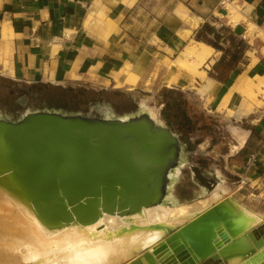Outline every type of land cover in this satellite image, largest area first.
Returning <instances> with one entry per match:
<instances>
[{
	"label": "crops",
	"instance_id": "0c3cea01",
	"mask_svg": "<svg viewBox=\"0 0 264 264\" xmlns=\"http://www.w3.org/2000/svg\"><path fill=\"white\" fill-rule=\"evenodd\" d=\"M229 3L238 8L235 18L221 0H0V103L14 111L13 101L26 98L29 104L31 89L89 84L126 64L135 70H153L159 55L163 62L170 60L165 48L178 53L191 41H203L196 35L207 25L218 32V45L224 50L211 45L214 54L206 68L210 72L205 70L207 79L197 83L194 91L175 83L166 89L163 112L167 120L177 117L182 129L191 114L218 123L245 122L247 140L228 156L224 168L228 184L241 179L239 196L264 215V105L244 115L249 101L233 92L226 107H220L240 76L264 75V0ZM100 17L104 25L99 24ZM253 23L258 30L253 32L252 44L247 32ZM206 35L214 40L213 34ZM236 51L241 56L227 70ZM258 100L264 104V99ZM180 105L183 111L178 110ZM191 106L192 113H187ZM253 154L257 158L250 164ZM251 244L248 248L254 251L244 258L247 261L257 253ZM224 255L220 259L227 262L229 256Z\"/></svg>",
	"mask_w": 264,
	"mask_h": 264
},
{
	"label": "bare ground",
	"instance_id": "6f19581e",
	"mask_svg": "<svg viewBox=\"0 0 264 264\" xmlns=\"http://www.w3.org/2000/svg\"><path fill=\"white\" fill-rule=\"evenodd\" d=\"M228 7L235 18L238 8L231 4ZM91 14L89 12V19H92ZM250 27L252 31L258 30L254 23ZM213 54V47L203 41L186 46L172 61L170 74L174 71L178 74L169 78L167 84L175 83L184 88L188 85V78L191 81L207 79L201 67L212 61ZM127 65L124 80L117 81L115 87L133 86L138 82L141 72L130 74ZM252 89L264 92V82L258 84L240 76L229 88L221 108L231 93ZM153 102L151 95L141 98L138 109L124 115L115 114L110 107L99 110L106 120L133 122L141 125L154 138L164 137L167 128L159 117V106ZM250 113L252 109L246 107L244 114ZM0 118H3L1 113ZM228 132L237 148L244 145L249 134L238 122L231 123ZM198 150L205 151L202 143L198 145ZM170 160L172 165L163 178L161 193H156L148 202L132 207L136 203L135 194L125 195L126 191L117 187L104 188V183L100 182L77 192L74 197L65 194L58 186L60 197L50 210L41 215L36 211L33 194L0 144V264H202L211 254L221 251L229 256L226 264H245L247 260L244 258L254 251L248 248L251 238L255 239L253 231L264 224L263 212L242 203L236 196L237 189L223 180L219 168H216L214 178L207 179L192 166L203 190L192 200L177 201L170 190L178 181L186 162L181 150L172 153ZM112 196H116L115 200L111 199ZM105 198H109L110 204H103ZM211 212L215 213L220 224L196 242H186L189 259L180 261L175 254L176 261H173L169 256V245L160 246L161 243L177 232L182 233L185 225ZM222 231L231 240L219 249L214 239ZM242 237L249 243L247 246H231ZM255 240L259 248L256 249L251 242L257 250L251 259L264 251V234L262 239ZM243 259L244 262H240ZM260 260L255 264H264V260Z\"/></svg>",
	"mask_w": 264,
	"mask_h": 264
},
{
	"label": "water",
	"instance_id": "95a60500",
	"mask_svg": "<svg viewBox=\"0 0 264 264\" xmlns=\"http://www.w3.org/2000/svg\"><path fill=\"white\" fill-rule=\"evenodd\" d=\"M172 135L167 129L164 137L154 138L139 124L106 120L102 115L42 110L26 113L17 120L0 118V144L33 194L36 211L41 215L60 197L58 186L74 197L77 192L100 182L104 183V188L117 187L126 191L125 195L135 194L136 203L132 207L148 202L156 193H161L163 178L172 165L170 155L182 151L178 138ZM110 202L109 198L103 199L104 205ZM219 224V219L211 212L185 225L181 229L184 236L177 232L160 246L168 244L170 258L185 262L189 259L186 242H196ZM263 229L264 224L254 231L255 237L263 235ZM255 239L251 238V242L258 249ZM230 240L222 231L214 243L220 249ZM248 244L242 237L231 246L242 248ZM220 256H225L224 251L211 254L202 264H226ZM263 257L264 251L245 264H255Z\"/></svg>",
	"mask_w": 264,
	"mask_h": 264
},
{
	"label": "rangeland",
	"instance_id": "374dc122",
	"mask_svg": "<svg viewBox=\"0 0 264 264\" xmlns=\"http://www.w3.org/2000/svg\"><path fill=\"white\" fill-rule=\"evenodd\" d=\"M226 3L227 5L230 4L229 1H227ZM100 23L104 25L101 17L99 24ZM253 32L255 31H252L249 24L247 37L251 38L252 44L254 40ZM191 42L192 43H190V45L193 44V41ZM165 50L166 52H168L170 60L163 62V57L159 55L160 61H158L157 67L153 70H135L131 65H127V70L130 74L141 72L138 78V82L133 86L122 85L120 87H115L117 81H123L125 78L124 65L118 71L112 72L105 78H93L92 83L86 84L85 82H81L79 84L66 86V89L72 88L76 91H92L94 89L93 91L98 92V95L96 97L91 98L88 101L76 97L72 98V101L70 103H66L61 100V97L55 90L44 88L37 91L35 89H31L29 104L26 107L20 105V103L18 102L16 103V101H13L16 105L15 110L10 111L9 106L2 102L0 103V113L2 114L3 118L9 120L19 119L24 114H26L27 111L34 112L42 110L55 112L66 110V112L69 114H83L94 117L101 115L99 110L101 107H110L115 114L124 115L132 111H136L138 109V103L140 99L151 95L153 96L155 101L153 103L159 106V117L163 121L164 125L178 138L186 162L185 166L181 169V175L178 181L170 190L172 196H175L177 194L179 197H182L180 198L181 201H184V198L188 196L196 198L202 192L203 187L201 185L202 183L199 181L201 183L200 184L195 178L191 167L193 166L197 168L199 170V173L205 178L207 177V179L214 178L216 175L215 170L216 168H219L223 173V180L230 183L227 179L224 165L228 156L234 154L238 150V148L235 147L236 142L228 132V127L232 123L228 119L218 123L215 120L200 117L198 118L195 114H191V118H188V123L183 129L180 127V122L177 117H173L172 119L167 120V118L165 117L166 114L163 112L165 109V107L163 106L165 100L164 93L166 89H168V87L172 85L167 84L168 79L177 74V72L175 71L173 74H170L172 61L177 58V56L183 49H181V51L178 53H174L171 49L167 48H165ZM208 63L209 61L201 67V70H207L206 68L209 67ZM207 72L210 71L207 70ZM245 77L253 80L254 83L261 84L264 82V75L256 76L254 78L247 76ZM204 80L205 79H197L191 81V79L188 78V85L184 88L185 90L188 89L189 91H194L196 89L197 83L203 82ZM101 87L106 88L101 89ZM202 90H204V87L200 88L198 91ZM104 92L112 93L113 97L115 98V102L110 100V98ZM239 93L246 97V99L249 101L247 107H250L252 109V112L254 111L255 107L264 105L261 101L258 100L259 98L264 99V92H262L261 90L258 91L252 89L248 91H239ZM69 95L71 96V94ZM121 95H125L128 101H122ZM189 98L191 104L193 105V97ZM223 101H225V98L223 99ZM228 101L229 97L226 98L224 107H226ZM193 109V106H191L190 110H187V113L189 111H191L192 113ZM178 110L183 111V106L180 105ZM238 124H240L243 128H245L244 126H246L245 122L241 123L239 121ZM200 143L204 145L205 151L198 150V145ZM215 146H218L217 150H213ZM240 180L241 179H235L236 184L231 186L235 190L237 189L236 196L238 197V199L242 203L246 204V206L251 207L253 205L252 203L246 202L239 196L238 191L242 188L243 185L240 183ZM239 185H241V187H238Z\"/></svg>",
	"mask_w": 264,
	"mask_h": 264
},
{
	"label": "trees",
	"instance_id": "16d2710c",
	"mask_svg": "<svg viewBox=\"0 0 264 264\" xmlns=\"http://www.w3.org/2000/svg\"><path fill=\"white\" fill-rule=\"evenodd\" d=\"M206 32L209 33V34H213L214 40L213 39L212 40L208 39V37L206 35ZM196 38L198 40H203V41L208 42L210 45H212L216 49L224 50L222 46L218 45V42H219V39H220V35L218 34V32L215 29H213V28H209L207 25L204 26L203 32H199L196 35ZM225 51L228 52V50H225ZM240 56H241V51H236L232 55L230 63L227 64V66H226L227 70L231 69V66H232L231 63L235 62ZM218 78L221 79V76H219ZM41 87L57 91V93L61 97V100H63L66 103H70L72 101L71 100L72 98L78 97L79 99H84L85 101H88L89 99L94 98V97H96L98 95V92H95L93 90L92 91H76L75 89H72V88L66 89V88H63L61 86L54 87V86H50V85L41 86ZM104 93L110 98V100L115 102V98L113 97L112 93H108V92H104ZM69 94H71V96ZM121 99L124 102L128 101V99H127V97L125 95H121ZM61 113L69 114V113L66 112V110H62ZM180 198H182V197H179L177 194L175 195V199L177 201H181ZM192 199H194L192 196H190V197L188 196V197L184 198V201H189V200H192Z\"/></svg>",
	"mask_w": 264,
	"mask_h": 264
},
{
	"label": "built area",
	"instance_id": "2783aa9c",
	"mask_svg": "<svg viewBox=\"0 0 264 264\" xmlns=\"http://www.w3.org/2000/svg\"><path fill=\"white\" fill-rule=\"evenodd\" d=\"M227 1H229V0H221L222 3H226ZM256 158H257L256 154L251 155L249 163L253 164L255 162Z\"/></svg>",
	"mask_w": 264,
	"mask_h": 264
},
{
	"label": "flooded vegetation",
	"instance_id": "af4514ba",
	"mask_svg": "<svg viewBox=\"0 0 264 264\" xmlns=\"http://www.w3.org/2000/svg\"><path fill=\"white\" fill-rule=\"evenodd\" d=\"M28 101L26 98L21 99L20 105H27ZM207 178V177H206Z\"/></svg>",
	"mask_w": 264,
	"mask_h": 264
}]
</instances>
